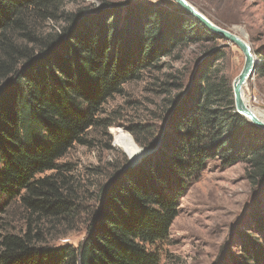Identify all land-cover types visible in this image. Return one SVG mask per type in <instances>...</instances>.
<instances>
[{
	"label": "trees",
	"instance_id": "trees-1",
	"mask_svg": "<svg viewBox=\"0 0 264 264\" xmlns=\"http://www.w3.org/2000/svg\"><path fill=\"white\" fill-rule=\"evenodd\" d=\"M98 1L67 11L76 0H0V196L27 212L21 230L0 220V264H158L147 246L166 239L178 200L209 161L245 163L250 183L264 189V130L235 112L225 52L214 49L223 39L175 5ZM192 44L205 54L186 86L181 72L162 84L173 93L160 146L123 166L100 186L95 205L83 206L59 160L85 143L124 84L161 71L164 59ZM254 51L262 75L264 48ZM84 213L77 245H45L43 231L31 228ZM252 219L264 233V216ZM260 242L242 234L241 261L232 264H264Z\"/></svg>",
	"mask_w": 264,
	"mask_h": 264
},
{
	"label": "rangeland",
	"instance_id": "rangeland-1",
	"mask_svg": "<svg viewBox=\"0 0 264 264\" xmlns=\"http://www.w3.org/2000/svg\"><path fill=\"white\" fill-rule=\"evenodd\" d=\"M76 1L67 3L65 9L74 11L93 3L96 7L101 6L98 0ZM187 1L222 27L241 26L252 49L264 48V0ZM127 2L131 5L152 3L179 7L173 0ZM218 41L214 49L224 50L227 69L234 79L243 66L244 57L236 45L224 39ZM201 49L198 44L189 45L179 51L178 59H164L167 66L161 71L146 70L140 79L124 84L121 92L103 105L99 115L101 122L89 129L84 137L85 143L75 144L59 160V164H67L71 169L73 187L83 206L93 207L100 186L107 184L129 161L130 157L116 145L115 131L129 134L141 149L156 151L160 146L163 136L168 133L166 119L173 93L162 91V84L167 82L165 75L185 74L181 83L186 86L189 74L204 59L205 52ZM257 57L259 64L244 87V98L249 108L264 110V70L262 75L258 74L261 58ZM153 153L145 154L139 163ZM247 173L245 163L228 166L219 159L207 163L178 200V213L166 239L147 246L158 254V264H232L234 258L241 261L239 244L242 234L254 236L264 244V233L257 230L252 219L253 212L258 211L264 216V189L252 185ZM90 197L93 198L88 199ZM0 209V220L7 219L15 231L27 227V212L16 201H9L2 195ZM86 216L85 213L76 214L72 222L42 219L36 224L33 222L31 228L43 231L42 243L45 245H77L86 232Z\"/></svg>",
	"mask_w": 264,
	"mask_h": 264
},
{
	"label": "water",
	"instance_id": "water-1",
	"mask_svg": "<svg viewBox=\"0 0 264 264\" xmlns=\"http://www.w3.org/2000/svg\"><path fill=\"white\" fill-rule=\"evenodd\" d=\"M182 10L190 14L201 26H203L208 32L224 39L238 47L244 57V63L240 72L232 80V91L234 96V109L243 118L247 119L251 124L257 128L264 130V118L262 115L256 116V114L249 108L244 101V87L248 79L255 74L257 66L259 64L258 51H254L250 44L246 40V33L241 26H232V28L222 27L212 22L203 13L197 10L187 0H173ZM153 149H142L139 156L133 160L129 158L127 165L124 168L135 166L140 162L142 157L152 152Z\"/></svg>",
	"mask_w": 264,
	"mask_h": 264
},
{
	"label": "bare ground",
	"instance_id": "bare-ground-1",
	"mask_svg": "<svg viewBox=\"0 0 264 264\" xmlns=\"http://www.w3.org/2000/svg\"><path fill=\"white\" fill-rule=\"evenodd\" d=\"M250 109L256 114V116L262 115V118H264V110H261V109L257 110L256 108L255 109L250 108ZM113 136H114L116 145L123 152H125L131 158V160L137 158L139 154L142 152V149L135 143V141L129 134H125L123 131L118 130L114 132Z\"/></svg>",
	"mask_w": 264,
	"mask_h": 264
}]
</instances>
